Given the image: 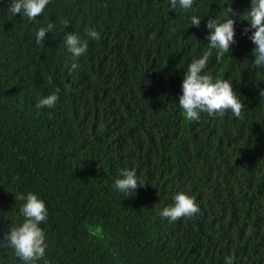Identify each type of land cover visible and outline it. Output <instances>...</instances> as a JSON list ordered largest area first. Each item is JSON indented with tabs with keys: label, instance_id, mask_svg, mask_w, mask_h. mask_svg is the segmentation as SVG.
Listing matches in <instances>:
<instances>
[{
	"label": "trees",
	"instance_id": "16d2710c",
	"mask_svg": "<svg viewBox=\"0 0 264 264\" xmlns=\"http://www.w3.org/2000/svg\"><path fill=\"white\" fill-rule=\"evenodd\" d=\"M65 19L100 34L78 58ZM240 31L241 117L190 121L180 53L208 40L166 0H127L121 22L104 0H51L35 20L0 2V239L23 221L16 196L32 192L47 208L34 264H264V75ZM219 67L210 57L206 70ZM57 88L54 108L36 107ZM125 168L145 184L135 193L113 187ZM178 192L200 211L170 223L160 212ZM0 264L26 262L0 242Z\"/></svg>",
	"mask_w": 264,
	"mask_h": 264
},
{
	"label": "clouds",
	"instance_id": "9594fccd",
	"mask_svg": "<svg viewBox=\"0 0 264 264\" xmlns=\"http://www.w3.org/2000/svg\"><path fill=\"white\" fill-rule=\"evenodd\" d=\"M51 0H0L10 13L27 16L35 20L40 16ZM177 9V17L189 16L192 27L200 28L208 40L207 50L199 56L187 51H181L180 58L183 69L179 76L181 94L178 105L183 110L187 120L197 121L199 118L224 115L228 110L233 116L240 118L245 104L241 98L240 82L243 66L239 55H235L239 45L240 34L247 42V50L252 58L251 72L254 75H264V0H166ZM106 8H114L120 22L127 15V0H104ZM197 4L199 12L194 11ZM64 30L69 26L68 20L61 21ZM54 24L39 28L36 42L42 44L47 32H52ZM65 30V44L73 57H80L88 50L89 40H99L100 34L92 28H86L82 33ZM212 57L220 67L211 74L206 70L209 58ZM78 64L72 63L71 69ZM59 89L39 100L36 107L54 108L59 99ZM259 97L264 107V85L259 89ZM244 141L240 142L242 145ZM145 184L138 182L136 170L125 168L120 172L113 187L120 192H134L137 187ZM17 200L24 201L19 209L23 217L22 223L9 227L0 239L12 248L15 255L26 264L45 256L47 245L45 234L39 226L47 219L45 203L32 192L19 194ZM200 211L195 198L184 192H178L173 197V203L160 212L161 218L175 222L182 217L191 218ZM232 264V258L227 259Z\"/></svg>",
	"mask_w": 264,
	"mask_h": 264
}]
</instances>
